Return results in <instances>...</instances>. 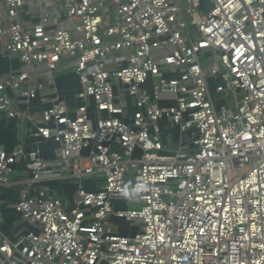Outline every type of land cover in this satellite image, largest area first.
Instances as JSON below:
<instances>
[{
    "label": "built area",
    "instance_id": "obj_1",
    "mask_svg": "<svg viewBox=\"0 0 264 264\" xmlns=\"http://www.w3.org/2000/svg\"><path fill=\"white\" fill-rule=\"evenodd\" d=\"M0 52L22 63L0 78V119L33 122L18 107L46 90L38 74L82 88L33 124L57 162L0 149V194L31 161L12 206L34 227L14 241L0 227V264H264V0H0ZM46 173L76 182L72 206L30 193Z\"/></svg>",
    "mask_w": 264,
    "mask_h": 264
},
{
    "label": "crops",
    "instance_id": "obj_2",
    "mask_svg": "<svg viewBox=\"0 0 264 264\" xmlns=\"http://www.w3.org/2000/svg\"><path fill=\"white\" fill-rule=\"evenodd\" d=\"M60 4V3H59ZM26 19V16L24 15ZM33 20L32 22H34ZM22 68V63L17 57H7L0 52V78L5 77L11 70H19ZM38 79L45 83L46 90L41 93L40 97L32 102L29 108L24 105L18 107L19 111L27 112L33 117V122L27 119H7L2 117L0 119V149L8 152L13 151L15 146L23 143L27 152L39 151L41 159L47 164H54L60 159L61 146L51 140H43L34 137V125L41 121L42 112L50 106V102L59 97L64 101L71 110L81 105V101L76 99L81 91V85L78 76L71 70L61 69L56 73L55 83L50 84L49 81L42 74H38ZM91 104V103H90ZM133 111V109L131 110ZM91 114L93 119L96 118L95 108L91 106ZM131 122L130 118L127 119ZM163 125V141L166 144V137H171L170 146L175 148L178 144V131L173 128L168 122H162ZM21 126H24L23 129ZM26 129V130H25ZM25 130V132H23ZM169 132L171 134L168 136ZM172 132H177L174 135ZM91 150V149H90ZM90 150H85L83 154H89ZM15 171L12 176L15 181L9 189L2 190L0 198L8 204L0 209V227L4 235L11 240H17L19 233L34 231V227L29 222H23L20 214H18L12 203L15 202L21 191L24 190L26 182L32 179L31 161L30 159H21L15 166ZM103 185L102 177L85 180L82 183L86 189L90 191L99 190ZM29 188V187H28ZM45 190L48 195L61 200L67 206H72L77 195V184L73 181L68 174H50L46 173L44 179L30 188L31 194H36L37 190ZM117 209H124L125 206L121 202H116ZM113 224V232L121 236H133L138 232V227L133 224L127 223L117 218H111ZM120 224L128 226V232L122 233Z\"/></svg>",
    "mask_w": 264,
    "mask_h": 264
},
{
    "label": "rangeland",
    "instance_id": "obj_3",
    "mask_svg": "<svg viewBox=\"0 0 264 264\" xmlns=\"http://www.w3.org/2000/svg\"><path fill=\"white\" fill-rule=\"evenodd\" d=\"M217 97V96H216ZM228 102H231V98L229 97L228 98ZM174 135H176L177 134V132H172ZM13 176V175H12ZM12 176H11V178H12ZM140 207V204H129V206L128 205H125V206H123V208L124 209H127V208H130V209H137V208H139ZM128 226H126L125 224H120V230H121V232L122 233H127L129 230H128ZM130 229V228H129Z\"/></svg>",
    "mask_w": 264,
    "mask_h": 264
}]
</instances>
